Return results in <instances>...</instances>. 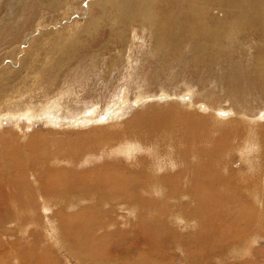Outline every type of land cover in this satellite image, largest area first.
I'll return each instance as SVG.
<instances>
[{
  "label": "rangeland",
  "instance_id": "rangeland-1",
  "mask_svg": "<svg viewBox=\"0 0 264 264\" xmlns=\"http://www.w3.org/2000/svg\"><path fill=\"white\" fill-rule=\"evenodd\" d=\"M105 2L106 4H104ZM178 3L181 4L182 2L178 1ZM114 5L115 3H109V0H0L1 157V144L3 142H8V140L13 139L16 141L15 147L18 149V147L27 145V142L35 137L39 142L40 139L37 137L42 136L43 138L45 137L44 141H41L43 149L45 148L47 150L45 151L48 152L51 159L50 161L53 162L51 164L49 162L46 165L48 168H44L45 166L42 165L39 166L38 162H36L30 170L34 172L40 171L41 173H46L54 167L55 170L57 167L59 169L65 167L74 170V167L68 166L69 164L66 163L72 156V153H70L71 151L67 152L68 149L62 153V156H59L62 158L61 161H55L56 158L50 156L52 153L50 149H53L54 152L59 155L58 151L54 148V146H57V140L64 141L65 143V141L69 139L67 141L69 147H74V149L79 150V152H77L78 155L74 157L76 159L80 158L79 162H81V165L76 161L75 170L79 172V170L82 171L88 168L86 171H90V166L93 164H88L83 160L86 157L92 156V154L84 150V143H80L78 141L79 139H82L81 141L83 142L91 143L92 140L98 138L100 135L108 134L110 138L114 137L112 133L118 131L116 130L118 129L116 127L118 123L119 125L123 124L124 128L127 127V131L130 130V132L135 133L145 130L144 127L139 126L140 122L146 123L150 130L153 129L152 126H149L150 121H152V111L150 109L157 104L155 100H153L147 103L146 106L141 104L135 106L134 104L140 96H147L149 99H155V97L161 94L168 95L171 93L172 95L176 92L179 93V96H184L188 91L192 92L199 102L196 97L198 94H203L201 96H205V94L211 93L210 98H207V103L222 101V104L218 102L214 107L220 108L219 110L230 108V110L235 109L238 111L239 109L241 113L238 112L242 119H244L243 117L245 114L247 116L250 115L252 118L254 115L264 112V108L262 109L264 106V91H261L262 88L259 86L258 89L253 90L251 85H248L247 90L243 92V85H240L243 79H246L243 81H249L248 78L254 77L249 75L251 69L247 67H244L246 70L243 68L244 72L243 70L241 71L242 63L245 64L244 66H247L252 62L254 54L256 55V59L260 58L262 53H264V34H261L262 32H260V34L257 33L259 38L258 36H254L251 37L250 41L240 40L241 45H237V43L233 41V54L231 55L230 53L229 55L223 56L216 67L207 70L205 69L206 66H195L192 63L194 56L197 54L195 53L194 42L191 41H186L180 56L173 57L169 55V53L165 55L156 54L157 49L153 46L152 32H156L157 34L161 32L160 35L162 34V36L165 33L166 37L164 36L163 38L167 39L166 43L169 46V44L175 42L174 29L178 32L186 31L182 28H180V31L178 27L174 26V23L180 19L181 14L173 9L172 4L167 6L162 0H156L154 5L150 6L153 13L160 14L159 18L163 24L162 30L159 26L154 28V25H152V32L149 21L140 22L137 18H131L132 20L126 23V27V25L119 20V12H114ZM225 7V5L222 6L216 1L213 6V12H217L221 17L222 12L225 11ZM258 12L259 9L249 12L255 22L257 18L260 19V17L264 16L263 14L261 16L258 15ZM255 14H257L256 17ZM210 16L217 17L212 13H210ZM259 19V23L264 22L261 19L260 22ZM258 21L255 25L256 28L254 32L259 30L257 26ZM208 23L209 21H207L206 25ZM170 24L172 29L171 26H169ZM124 27H126V29ZM246 36L247 34L243 33L241 37L246 38ZM169 40L172 42H168ZM255 41H262L263 44L261 45L260 42L258 44V42L256 43ZM227 63L229 69L226 65ZM200 70L201 72H199ZM230 73L233 74L234 77L237 75L236 77L240 80H232L229 84L225 85L222 80H228L226 78L231 77ZM221 75H225L223 79H221ZM250 82L251 81H249V83ZM233 89L236 90H234V92H238L237 96H226L228 93H233ZM234 94L235 93H233V95ZM202 99L204 98L200 97V100ZM172 101L174 100L163 101L161 102L162 105L159 106L164 109L165 107L167 108L171 105H175ZM126 102L128 103L126 105L128 107H126L125 112L127 114L124 118H121L117 122H107V124L109 123L107 126H104L106 122H100L94 126V121L100 119L107 111L115 109L118 111L120 109L118 107ZM169 102L170 104H168ZM200 102L204 103L205 99ZM232 102L235 103L233 104ZM46 104L49 109L58 108V112H60L57 115L47 114L52 117V120H49V118H41L39 121H34L35 125H33L31 122L22 121V119H20V121L17 118L9 117V115H16L20 112V114H22L26 111H31L34 115L44 113L43 106ZM228 104H230V106ZM135 107H137V109ZM178 107L183 113L185 110L186 115L195 114L197 118L195 116V118H193L196 123L201 122L199 118H202L201 120H207L209 118V116L206 115L208 112L206 111L207 113H204L198 110L196 105L190 108ZM145 108H147V112H145L146 115L141 114L143 115L141 116L139 111ZM192 108H195L198 113ZM93 110H95V114L91 119L87 115L88 112ZM143 117H146V119ZM234 117L230 118L231 120L233 119V122H228L227 124L219 126L221 129L216 132L221 134V132L224 131V127L228 126L239 127V124L242 122L239 117ZM251 118H247L248 123H251ZM53 119H57L56 121L59 123L53 122ZM209 120L210 118L208 121ZM237 120L241 123H238ZM260 121L264 122V119ZM50 122L52 124H50ZM76 122L78 124L74 125L73 123ZM83 122H89V124L83 125ZM71 124L74 126H70ZM153 124L155 123L152 122L151 125ZM242 124L240 127L243 128ZM164 126L163 129H166L168 133L172 131L170 125ZM203 127L204 125L197 129L198 132L196 136L199 135L200 137V133L202 135ZM261 128L262 130L260 131L264 136V125ZM218 133H211L207 138L210 139V143H208L209 149L220 136ZM241 134L242 133L238 135ZM175 137L179 140H184L183 136L179 138V135H177ZM240 137L244 138L243 134ZM49 146H51L50 149ZM7 148H9V146H7ZM236 148H238V146H234L232 152L222 153L221 156L219 154L214 159L224 163L225 167L227 165L229 169L227 173L229 174H233V171L236 176H238L239 173H243L244 176L248 178L247 184H250L254 180L252 179L255 174L254 170L252 171V168L244 166L246 164L245 158L241 156L239 150H236ZM25 150L26 148H24V151ZM216 150L215 148L214 150L212 149L213 153H215ZM144 156V154L138 153V160L144 158ZM1 157L0 175L1 172H3ZM103 158L102 162H107L106 168H111L110 164L113 163L114 167H119L122 171L124 170L129 177H132L133 173L141 176V174L137 173L144 174L148 166L143 167L145 164L144 162L139 168L133 167L132 165L135 164L134 160H128L123 155L119 154L113 156L109 155ZM144 159L149 161L148 157ZM22 163L25 167H23L24 170L22 172L19 165V170H17L20 171L21 169L19 173L22 174L18 176L17 179L23 180L24 185L26 184L25 186H29L31 180H25V178H28L32 174L27 173L25 175L24 172L28 168V164L26 161ZM262 165L264 167V163ZM235 168H238L239 171H236ZM260 171L263 172L264 176V168ZM154 173H156V171L153 172V174ZM165 173L164 170L157 172L158 175ZM192 173H194V171ZM192 173L187 174V177L189 175L191 176ZM218 173V178H227L225 172L224 174L221 172ZM157 174L153 176L157 177ZM149 176L144 177L143 180L147 179L151 181ZM85 178L84 175V180ZM86 179L89 180L90 178ZM44 180L45 178H43V181ZM185 180H187V178L183 181ZM208 184H210V192L218 197L217 194L221 188H219L216 182ZM228 184L229 186H225L228 190L232 189L235 196L240 197L246 204L254 205L257 209H255V211H259L260 207H262L260 204L261 202L257 205L256 202H254L256 200L253 198L260 197L253 196L251 192L254 191L253 187L250 188L247 186V190L244 189V187L242 188L239 179H232ZM85 186L86 183L81 185V187ZM14 194L16 195L15 197L18 196L16 193ZM3 195L6 200V194ZM29 199L30 198L25 201L26 205ZM183 201L185 203H190V201H187V198H184ZM25 204H20L21 206H18L19 208H14L13 206L11 207L10 205L0 203V264H95L88 255L90 249L88 248L89 240L95 238V235L99 239L102 238L107 241L102 247L100 245L95 247L97 254L103 252L102 254L105 255L103 258H100V263L98 264H134V262L138 260L144 261L147 257L152 260L150 264H188L191 260L189 264H264V233L259 235V243L253 244V250L244 255H241L242 253L239 250L241 244L234 249V247L229 245H221L222 242L218 239L217 245H215L214 240L216 237L210 240V233H208V238L205 236L203 239L197 241L198 227L196 225L197 223L193 220H188V223L187 221H180V224L171 221L167 224L166 222V226L163 224L162 228L157 233V235L160 236L159 240L155 241L153 236L154 243L151 242L152 240L150 239H148L149 241L127 242L125 241L127 237L126 234H123V231L118 227H104L102 230L99 229L98 231H94V224L90 226L89 222L95 218L100 219L103 216H100L94 208H91L92 202L78 205H76L75 202L71 203L67 205L68 208H65L62 213H59V211L62 209L63 205H59L55 202L56 205L53 206L52 203L50 205L52 209L50 210L51 212L48 213L47 218L43 216L42 213L40 214L38 211L39 205L36 204L33 211L36 217L34 219H36L38 223L37 227L31 226L30 221L32 218H30L27 212L30 210V207L28 205L26 207ZM194 204L196 203L191 202L189 207L186 209L183 208V212L189 213V210L194 207ZM108 207L107 205L103 206L102 210ZM145 207L146 208L142 207V211L140 212L144 216H148L145 209L154 210L156 208L154 203L146 204ZM158 207L157 211H163L167 205L159 203ZM194 210L195 207L191 211L194 212ZM157 211L152 212L154 215H152L153 217H146V219H152L147 221L149 227L155 226L152 221H154V218H157ZM59 214H62L59 216V221L64 222L69 218L77 217V223H75V225L78 226V230L75 237L78 239L80 236H89L86 239L87 241L84 240L82 244H79L76 240L71 238L64 239L62 235H64L63 232L67 227L65 223L57 226V233L53 232L54 230L50 227L49 222L43 225L45 221L49 219V216H58ZM184 216L187 218L186 215ZM166 217L167 215H165V218L163 217L159 223L161 224L164 222ZM212 221H216V213L212 215L211 222ZM120 224L124 226L122 222ZM98 226L99 224H96L97 229ZM148 226L143 224L142 227H140L146 229ZM118 230L122 231L121 236L115 234ZM104 232L106 234H103ZM130 235L131 234H129V236ZM108 243L110 244V248H112V252L114 250L112 256H108L107 249L105 248L108 246ZM186 243L189 245L188 249H191L189 253H187L188 250H185L186 248H183L187 245ZM196 244H198V246H196ZM91 251L94 252L93 250ZM105 251L106 254L104 253ZM192 251L193 254H190ZM89 253L91 256H97L96 253ZM250 253H252V256Z\"/></svg>",
  "mask_w": 264,
  "mask_h": 264
},
{
  "label": "bare ground",
  "instance_id": "bare-ground-1",
  "mask_svg": "<svg viewBox=\"0 0 264 264\" xmlns=\"http://www.w3.org/2000/svg\"><path fill=\"white\" fill-rule=\"evenodd\" d=\"M155 1L156 0H109V3H115V8H113V10L115 13L119 12V20L124 25H126L129 20L137 18L140 20V22L149 21L150 29L152 32V25H154V28H157L159 26L161 30L163 29V24L161 23V20L159 18L160 14L158 15L157 13H153L152 8L150 7L151 5H154ZM162 1L165 2L167 6L172 4L173 9H175L176 12H180L181 17L179 20L177 18L178 21L174 23V26L178 27L179 30L180 28H182L186 31L178 32L174 29L175 42L169 40L168 42H172L171 44L168 43L169 46L166 43L167 39L163 38L164 36L166 37V34L164 32H162L164 33L163 36L162 34L160 35L161 32H159L158 34L156 32H152L153 46L155 49H157V51L155 50L156 54L159 53L161 55H165L169 53V55L173 57L180 56L182 48L183 46H185L186 41H191L194 42L193 44L195 46V53L197 54L196 56H194L192 63L195 66H206L205 69L211 70L212 68L217 66L218 62L223 56L229 55L230 53L231 55L233 54V41L236 42L237 45H241L242 40L250 41L251 37L258 36L259 38V35H257V33L260 34V32H262L261 34H264V22L259 23V18H257L255 22L252 15L249 14V12H252V10L259 9L258 15H264V0ZM178 1L182 3L180 4L178 3ZM216 1H218L220 5L226 6L224 8L225 11H223L221 14V17L217 12H213V6L215 5ZM104 4H106V2ZM210 13L215 14L217 17L210 16ZM256 15L257 14H255V17ZM260 19L264 21V16L260 17ZM207 21H209V23L206 25ZM257 21L259 30L257 32H254ZM169 26H171V24ZM126 27L124 28L126 29ZM243 33L247 34L246 38L241 37ZM257 42L258 44L259 42L261 45L263 44L262 41ZM255 56L256 55L254 54L253 60L249 63V65L246 64L247 66H244L245 64L242 63L241 71L244 67H247L248 69H251V71H249V75L254 76L253 78H255H248L249 81H251L250 83L249 81H243L246 79L242 80L240 85H243V92L247 90L248 85H251L253 90L258 89V87L260 86L262 88L261 91H264V53H262V56H260V58L255 59ZM226 65L229 69L228 63ZM244 70L246 69L244 68ZM199 72H201V70ZM230 75V78H226L228 80H222L225 85L229 84L232 80H240L238 77H236L237 75H235V77L231 73ZM224 76L221 75V79H223ZM234 90L235 89L232 90L233 93H235L234 95L233 93H228L229 95L227 94L226 96H237L238 92H234ZM201 95L198 94L196 96L199 102L196 100L192 92L188 91L184 96H179L178 92L172 95L171 93H169L168 95L161 94L158 97H155V99H149V97L147 96H140V98L138 97L139 99L137 98V101L134 104L135 106H139L140 104L146 106L147 103H150L153 100H155L157 104L156 106H152V108L150 109L152 111V121H150L149 126L153 127L152 130H150L146 123L144 124L143 122H140L139 126L144 127L145 130L143 132L140 131L137 133L130 132V130L127 131V127L124 128L123 124L119 125L118 123L116 124V127L118 128L116 130L118 131H114L112 133L114 137L110 138L108 134L100 135L98 138L91 141L92 144L89 142H83L81 141L82 139L78 138V141L80 143H84V150L87 153L90 152L92 154V156L86 157L83 160L88 164H93L90 166V171H86V169L88 168L83 169L82 171L79 170V172L75 170L76 161H78L79 164L81 163L79 162L80 158L76 159L74 157L78 155L77 152H79V150L74 149V147L70 148L69 143L67 142L69 140L68 139L65 141V143L61 140L56 141L57 146H54V148L58 151L59 155L55 153L53 149H50L51 146H49V149L52 151L50 156L56 158L55 161H61L62 158L59 156H62V153L68 149L67 152L71 151L70 153H72V156L71 159L69 158L68 162L66 161V163L69 164L68 166L74 167V170L65 167H61L60 169L57 167L55 170L54 167L48 172L45 171L46 173H41L40 171L34 172L30 170V168L36 162H38L39 166H45L44 168H48L46 165L49 162L50 164L53 162L50 161L51 159L48 155V152H46L47 150L45 148L43 149V145L41 143V141H44L45 137H37L38 139H40L39 142L36 140V137L32 138L27 142V145L18 147V149L15 147L16 141L10 138L12 140H8V142L6 141L1 144L2 157H0L3 164L2 169L5 173L1 172L0 175V203L10 205L11 207L13 206L14 208H19L18 206H21L20 204L24 205L26 203L25 201L30 198L27 201V205L30 207V210H28L27 212L30 215V218H32V220L30 219L31 226L37 227L38 223L36 222L37 220L34 219L36 217L34 216L35 212L33 211L36 204L39 205L38 211L40 212V214L42 213L43 216L47 218L48 213L51 212L50 210L52 209V207L50 205L52 203L53 206L56 205L55 202L59 205H63L62 209L59 211V213H62L65 208H68L67 205L71 203L75 202L76 205H78L92 202L91 208H94V210L99 213L100 216H103L100 219L95 218L94 220L89 222L90 226L94 224V231H98L99 229L102 230L104 227L110 228L115 226L120 228L123 231V234H126L127 237L125 238V241L127 242H141L143 240L147 241L148 239H150L152 240L151 242L154 243L155 241L159 240L160 236L157 235V233L160 231L163 224L166 226V222L167 224L169 221L174 223L187 221L188 223L189 221L193 220L195 221V223H197L196 225L198 227L196 239L197 241H199V239H203L205 236L208 238V233H210V240L216 237L214 240L215 245H217L218 239L222 242L221 245H229L234 247V249H236L237 246L241 244V246L239 247V250L242 253L241 255H244L246 253L248 254L249 251L253 250V244L259 243V235L264 233V176L263 172L260 171L264 168L262 165L264 163V136L260 131L262 130L261 127L264 125V122L260 121L261 119H264V112L260 114L258 113V117V114H256L252 118L250 115L247 116L245 114L243 117L244 119H242L239 114L241 110L238 109L239 112L235 109L230 110V108H227L226 110H219L220 108L214 107V105L218 104V102L222 104V101H216V103H207V98H210L211 93L205 94V96ZM200 97L205 99L204 103L200 102L204 100H200ZM171 99L174 100L172 102L175 105H171L167 108L164 106V109L163 107L161 108L159 106L162 105L161 102ZM232 103L234 104L235 102ZM127 104L128 103L126 102L122 106L118 107L120 108L118 111H116V109L107 111V113L101 116L100 119L94 121V126L100 122H106L104 123L106 124L104 126H107L109 124H107V122H117L121 118H124L127 114L125 112L126 107H128L126 106ZM168 104H170V102ZM195 105L196 107H198V110H201L204 113L208 112L206 115L209 116V121V118L207 120H201L202 118H199L201 122L196 123L194 122V118L196 117L195 114H190L191 116L188 114L186 115L185 110L183 113L178 107L181 106L184 108H190ZM228 105L230 106V104ZM135 108L137 109V107ZM263 108L264 106L262 107V109ZM43 109L45 111L44 113H38L34 115L31 113V111H26L22 114H20L21 112H18L19 114L9 115V117L17 118L18 120L22 119V121L24 120L27 122H31L33 125H35L34 121H39L41 118H49V120H52V117L48 116L47 114L57 115L58 113H60L58 112V108L49 109L47 104L43 106ZM95 110L88 112L87 116L92 119V116L95 114ZM195 111L198 113L196 109ZM139 112L138 113L140 115H146L145 112H147V108ZM233 115L240 118V121L243 124L238 120L237 122L241 123L243 125V128L240 127L241 124H239V127H224V131L221 132V134L216 132L217 130L221 129L219 126L227 124L228 122H233V119H230L231 117H234ZM146 117L143 118L146 119ZM247 118H251V120L253 121L250 120L251 123H248ZM56 120L53 119V122L59 123ZM152 122H154L155 124L151 125ZM50 124L52 123L50 122ZM73 124L77 125L78 123L76 122ZM87 124H89V122H83V125ZM74 125L71 124L70 126ZM164 125H170L172 131L168 133L166 129H163L165 127ZM202 125H204L202 135L200 133V137L199 135L196 136L198 132L197 129L201 128ZM211 133H218L220 136L217 138L216 142H214L215 144H212L211 148L209 149L208 143H210V139L207 138ZM240 133L243 134L244 138L240 137L242 136V134L238 135ZM177 135H179V138L183 136L184 140L182 141L177 139L175 137ZM7 146H9V148H7ZM234 146H238L236 150L238 149L241 156L245 158L246 164L244 166L247 168H252V171L254 170L255 174L252 178L254 180L250 184H247L248 178L245 177L243 173H239V175L236 176L235 172L233 171V174H229L227 173V171L229 170L227 168V165L225 167L224 163L216 161L214 159L219 154L221 156L222 153H228L229 151L232 152L234 150ZM24 148H26L25 151ZM214 148L217 149L216 152L214 151L215 153H213L212 151V149L214 150ZM138 153L144 154V158L148 157L149 161H147V159L145 160L144 158L138 160ZM118 154L123 155L128 160H134L135 164L132 165L133 167L139 168L140 165L145 162L143 167L148 165L147 169H145L146 172H144V174L137 173L141 174V176L133 173L132 177H129V175H127L124 170L122 171L119 167H114L113 163L110 164L111 168H106L107 162H102V159H104L103 157ZM24 161H26L28 164V168L24 172L25 175L27 173L32 174L28 178H25V180H31V182L29 181V186H25L26 184L24 185L23 180L17 179V177L22 174L19 173L21 172V169L22 172L24 170L23 167H25V165H23L22 163ZM19 165L21 168L20 171H18ZM162 170H164L166 173L158 175L157 172ZM155 171L156 173L154 174H157V177L153 176V172ZM193 171L194 173H192ZM236 171H239V169L237 168ZM218 172H221L222 174H224L225 172L227 178H218ZM189 173H192V175H189L187 177V174ZM84 175L86 178L90 179L88 180L85 178L84 180ZM148 176L151 181L147 179L143 180L144 177ZM43 178H45L44 181ZM185 178H187V180L183 181ZM232 179H239V181H241L242 188L244 187V189L246 190L247 186H249L250 188L253 187L254 191H251L253 193V196L260 197L253 198L256 200L254 202H256L257 205L261 202L260 204L262 207H260V209L257 207L259 211H255L256 208L254 207V205L246 204L240 197L235 196L232 192V189L228 190L225 187L229 186L228 183H230ZM215 182L219 186V188H221L217 194L218 197L211 193L209 190L210 184L208 183ZM83 183H86L85 187H81ZM14 193H16L18 196L15 197L16 195ZM3 194H6L7 198L9 197L8 200L7 198L5 200ZM184 198H187V201H190V203H196L193 205L195 207L194 212L191 211L194 207L189 210V213L183 212V208L186 209L190 205V203H185L183 201ZM149 203H154L156 208L154 210L145 209L148 216H144L140 212L142 211V207L146 208L145 205ZM159 203L167 205L165 210L162 209L163 211H157ZM106 205L109 207L102 210V207ZM153 211H157V218H154V221H152L153 225L155 226L149 227L147 221H150L152 219H146V217L152 216ZM214 213H216V221L211 222V217ZM60 215L62 214H59L58 216H49V219L46 220L43 225H46L49 222L50 227L54 230L53 232L57 233V226L65 223L67 227L63 232L64 235H62L64 236V239L71 238L73 240H76L77 243L82 244L83 241L86 240L89 236H80L78 239L75 237V234L78 230V226L75 225V223H77V217L69 218L68 220H66V222H64L59 221ZM165 215H167L166 220H163L164 222L161 221V225L159 221L162 220L163 217L165 218ZM184 215H186L187 218H185ZM121 222L124 226L120 224ZM129 223H131L132 225ZM96 224H99L98 229L96 227ZM143 224H146L148 228H141ZM121 230H118L115 234H119L118 236H121ZM103 234L106 233L104 232ZM129 234L131 235L129 236ZM153 236L155 238V241ZM106 242V239H99L95 235V238L89 240V252L96 253L95 247L98 245L102 247V245ZM186 244L187 245L183 248H186L185 250H188L187 253H189L191 249L189 250V245L188 243ZM107 245L108 246L105 248L107 249L108 256H112L114 254V250L112 252L110 244L108 243ZM196 246H198V244H196ZM91 250H93L94 252H92ZM89 252L88 255L91 257V261H94L95 264L100 263V258H103L105 256L102 254L103 252H99V254L96 253V257L91 256ZM104 253L106 254V251ZM190 254H193V251ZM251 254L252 253H250V255ZM150 261L152 260L147 257L146 259H144V261L138 260L134 262V264H148V262L150 264L152 263Z\"/></svg>",
  "mask_w": 264,
  "mask_h": 264
}]
</instances>
